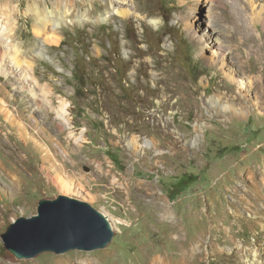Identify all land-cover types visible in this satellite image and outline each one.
I'll return each instance as SVG.
<instances>
[{"label":"rangeland","instance_id":"rangeland-1","mask_svg":"<svg viewBox=\"0 0 264 264\" xmlns=\"http://www.w3.org/2000/svg\"><path fill=\"white\" fill-rule=\"evenodd\" d=\"M14 1L0 43L25 52L0 63V264H264V26L243 21L261 2ZM35 6L54 12L39 34ZM57 195L106 214L112 242L11 262L1 234Z\"/></svg>","mask_w":264,"mask_h":264},{"label":"water","instance_id":"water-1","mask_svg":"<svg viewBox=\"0 0 264 264\" xmlns=\"http://www.w3.org/2000/svg\"><path fill=\"white\" fill-rule=\"evenodd\" d=\"M115 234L106 214L89 203L64 195L42 199L37 213L20 217L1 234L4 249L13 263L43 253L93 252L108 247Z\"/></svg>","mask_w":264,"mask_h":264},{"label":"bare ground","instance_id":"bare-ground-1","mask_svg":"<svg viewBox=\"0 0 264 264\" xmlns=\"http://www.w3.org/2000/svg\"><path fill=\"white\" fill-rule=\"evenodd\" d=\"M213 3H216L217 0H212ZM249 1L250 0H247L248 4H249ZM258 1V0H257ZM261 3V5H259L261 7V9H259V11H255V8L252 7V5H249V8H250V11H251V15L248 16V20H246V18H244V22L246 23H249L250 25L254 26V27H257L258 24H261L264 26V0H259ZM14 0H0V16H2L3 14L6 16V19H7V22H8V25H10L11 21L17 17V14L20 10V3H18L16 6H13L14 4ZM31 2H33V4H35V0H28L27 3L30 5ZM213 10V7L211 8ZM211 10V11H212ZM27 13H33V15L35 16L36 18V22L38 24V28H36L35 30V33L36 34H39L40 32H44L45 31V28H46V22L47 21H53V16H54V12L53 11H47V9L45 8V10L43 11L44 13V17L39 19V13H38V8L35 6L32 8V10H27ZM214 18H216L214 12L212 11V14H211ZM57 21V20H56ZM55 22L56 25H58L59 23L58 22ZM14 23V22H13ZM15 24V23H14ZM54 24V23H53ZM12 26V25H11ZM54 26V25H53ZM54 28V27H53ZM219 31H221L220 29H222V26H218L217 27ZM2 29V28H1ZM0 29V33L2 32V30ZM8 29V27H7ZM10 27H9V34H10ZM10 38H11V41L13 42L12 40V35H10ZM45 40H40V42L37 44V55L38 56H41V52L43 51L44 52V45H45ZM20 47L17 45L14 44H11V46H7L5 44H1L0 43V63H1V66H4V59H6V57L10 54V52H13V55L11 56L13 58V61L16 63V64H19V59L17 57V54H20V53H24L25 51H21L19 49ZM12 50V51H11ZM217 58L219 59V66H220V69H222V66L224 65V63L226 61H229V62H232L233 61V57H230V51L228 50V47L226 46H221L219 45L218 46V51H217V54H216ZM217 59V60H218ZM25 64V63H24ZM26 66L28 68H31V65L30 63H27L26 62ZM2 73L5 74V72L3 71L2 69ZM1 73V74H2ZM237 73V72H235ZM235 75V74H234ZM232 76V75H231ZM231 76H228L229 79H231L230 81L232 83H236V81H234V78H232ZM241 88L243 86V83L240 82L238 84ZM215 101V102H214ZM212 106H215V105H218L220 107H222L223 109L227 110L229 113H232V114H238V112L235 111H232V106L230 104H223L221 103V101L219 99H214L213 100V103H211ZM60 115V114H59ZM240 115V114H238ZM57 117V116H56ZM59 118V117H58ZM62 118V117H61ZM10 122V121H9ZM66 123V122H65ZM12 124V123H11ZM259 172L261 173L260 175L262 176L263 174V169H260ZM249 174V173H248ZM162 209V208H161ZM163 212L165 214H167L169 212L168 208L167 207H163ZM191 244H193L192 242H190L189 244L185 245L183 244V248H184V256L188 255L189 254V251H190V246ZM184 260V258H183ZM182 264H185L184 262Z\"/></svg>","mask_w":264,"mask_h":264},{"label":"trees","instance_id":"trees-1","mask_svg":"<svg viewBox=\"0 0 264 264\" xmlns=\"http://www.w3.org/2000/svg\"><path fill=\"white\" fill-rule=\"evenodd\" d=\"M182 180H187V178L186 179H182ZM190 180H191V177H190ZM180 183H184V182L180 181ZM180 191H181V189L178 192H180Z\"/></svg>","mask_w":264,"mask_h":264}]
</instances>
